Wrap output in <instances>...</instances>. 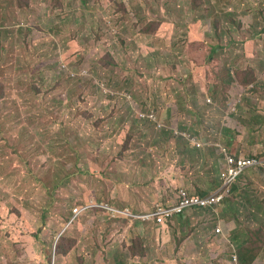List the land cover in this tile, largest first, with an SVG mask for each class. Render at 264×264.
<instances>
[{"label": "rangeland", "instance_id": "rangeland-1", "mask_svg": "<svg viewBox=\"0 0 264 264\" xmlns=\"http://www.w3.org/2000/svg\"><path fill=\"white\" fill-rule=\"evenodd\" d=\"M5 1L0 26L21 19L30 50L19 35L5 52L20 66L0 98V264H239L244 252L264 264V164L227 198L244 206L243 250L231 239L235 221L222 216L227 199L166 228L101 207L73 211L97 203L139 213L180 188L200 193L219 174L206 139L264 160V120L252 132L244 126L251 108L264 114V0H205L197 10L194 0H31L21 9L8 0L13 13ZM221 10L236 21L223 16L218 35L211 15ZM26 56L34 64L24 69ZM45 64L33 81L28 71ZM246 65L257 67L256 81H244ZM180 133L202 147L183 148ZM192 146L198 156L185 152Z\"/></svg>", "mask_w": 264, "mask_h": 264}, {"label": "trees", "instance_id": "trees-1", "mask_svg": "<svg viewBox=\"0 0 264 264\" xmlns=\"http://www.w3.org/2000/svg\"><path fill=\"white\" fill-rule=\"evenodd\" d=\"M157 1L158 0H153V5ZM241 1H243V0H241ZM245 1L246 2H253L251 0H245ZM225 2L228 3L229 0H225ZM256 2H261V1H257L256 0L253 3H256ZM5 3H6V8H8L9 13H13L14 7L11 4V2H9L7 0V1H5ZM204 3H205V0H194L193 9L197 10V9L201 8L204 5ZM13 4H16L17 9H21L24 6H28V5L31 7V0H18V1H15ZM166 4L169 5L168 2H166ZM244 4H246V3H244ZM246 5H248V4H246ZM154 11H157V10L154 9ZM226 15L230 18L231 22L236 21V18L234 16V12L233 11H227L226 12V11L221 10L220 13L215 14V15H211L212 16L211 25L214 24L215 31H216V33L218 35H219L220 21H222V17L226 16ZM8 18H9V16H8ZM8 18L7 17L6 18H2V19H5V21H4V24L6 25L5 28H4V26H0V98H5V99H6V96H7L5 81H7L8 83L11 84L12 81H10V79H9V73H13L14 70H18V68L20 66L17 61H14V65L8 64L7 59L5 58V52L7 50H8V52H14V51H11V50L8 49L9 46H13L15 44V40H12L10 38H16L19 35H21V45H23L22 49H25V47H27L29 45V41L27 40L28 36H27V32H26L28 30V27L25 24L21 23V21H22L21 19L18 20L16 18H13L12 22L7 24ZM201 19L203 21H207V17L206 16H203ZM212 47H213L214 53H217L218 50H216V49L219 47V43L212 44ZM209 58L210 59H214L215 57L210 56ZM236 59H237V57H235V60ZM55 62L56 61H54L52 63L55 64ZM259 63L262 64L261 67H264V60L263 59H260ZM29 64H34V59L33 58H28L26 56L23 59L22 67L25 69V67L27 65H29ZM49 67H51V66L49 65ZM45 68H47L46 64L38 66L37 69L35 67H33L30 71H28V76L32 77V79L34 81L35 75L43 72V70ZM256 68H254L252 66H249V65L245 66V68H244V81H256L257 80L256 75H254V70H256ZM241 70L242 69L235 68L234 69V76H235V73H236V77H237L239 75V73L241 72ZM229 73H231L230 70H229ZM65 75L68 77L67 74H65ZM54 79H57L58 82L60 83L61 81L64 80V74L62 75V74L54 73L52 75V80H54ZM229 83H231V81ZM76 84H79V83H76ZM254 85L258 86V84L253 82V86ZM32 88L34 89V91L32 92L34 94L35 90H36V86H35L34 83L32 84ZM251 111L254 112L252 114L251 118L249 120L244 119V126L246 127V129L249 132L254 131L256 125L262 124V122L264 120V114L255 113V109H253V108H251ZM262 125H264V124H262ZM226 137L230 138L229 135H226ZM204 141L207 142V143H211L212 142V141L207 140V139L204 140ZM216 183H217V180H215V182H213V183H209L210 186L208 188L215 187ZM233 188H234V190L239 189L238 186L237 187L234 186ZM232 191H233V189H232ZM232 191H231V193H232ZM200 193L201 194L203 193L202 190L200 191ZM77 206H82V205H77ZM74 207H76V206H74ZM74 207H73V209H74ZM200 210L203 211V212H210V210H206L205 208H202ZM79 215H77V217ZM222 216L227 217V218H232L235 221L236 227L233 229V232L231 234V239L238 246V248L240 250H243L245 244L243 245L244 239L242 238V235L244 234V231L241 228H243V227L244 228H248L247 226L244 225V206H242L237 199H236V201H233L232 199H229V200H227V204L223 208ZM248 217H249V219L254 220L255 218H257V212L251 211L250 215H248ZM57 251H59V249H57ZM254 257L255 256L252 253L244 252L242 254H239L238 263L239 264H252V262L254 260Z\"/></svg>", "mask_w": 264, "mask_h": 264}, {"label": "built area", "instance_id": "built-area-1", "mask_svg": "<svg viewBox=\"0 0 264 264\" xmlns=\"http://www.w3.org/2000/svg\"><path fill=\"white\" fill-rule=\"evenodd\" d=\"M140 118H149L151 120H157L154 112L145 113L140 111ZM158 123V126H161ZM177 133V131H175ZM185 139L190 140L197 147H201L202 144L195 137H192L188 133H180ZM210 144V143H209ZM218 159L222 166V172L220 174L221 181L215 191L210 192L205 196L197 194H190L185 189H180L178 192V198L176 201L170 203H157L155 207L149 211L142 213H134L129 207L117 208L108 204H102L101 206L109 211L114 216H124L132 219H142L149 221L157 225H163L175 215L180 214L194 207L213 208L218 206L223 198L230 193V187L232 183L237 182L238 179L252 167H256L264 164V160H261L258 156H243L234 153L227 145L220 144L218 148ZM75 214H78V210H75ZM218 234L223 233L221 224L216 227ZM233 260L237 261V256H233Z\"/></svg>", "mask_w": 264, "mask_h": 264}, {"label": "clouds", "instance_id": "clouds-1", "mask_svg": "<svg viewBox=\"0 0 264 264\" xmlns=\"http://www.w3.org/2000/svg\"><path fill=\"white\" fill-rule=\"evenodd\" d=\"M63 71V70H62ZM142 111V110H141ZM139 112L140 111H136V115L138 116L139 115ZM143 112V111H142ZM145 113H149V112H145ZM139 117V116H138ZM140 118V117H139ZM142 119H146V120H148V121H150L151 119H149V118H142ZM137 121H140V120H137ZM185 139V138H184ZM187 140V139H186ZM212 143H215V142H211L210 144L208 143V147H210V145L212 144ZM196 146V145H195ZM202 147V146H201ZM240 155H242V154H240ZM244 156V155H243ZM245 157V156H244ZM218 163L220 164V160L218 159ZM253 168V167H252ZM251 168H249L248 170H250ZM247 170V171H248ZM246 171V172H247ZM245 172V173H246ZM244 173V174H245ZM220 174H221V172H219V174H218V180H217V183H216V185H215V187H212V188H209L208 189V187H206V188H202V189H200L199 190V192L202 190V194L201 193H196V192H191V191H189L187 188H180V189H185V190H187L190 194H197V195H200V196H205V195H207V194H209L210 192H213V191H215L216 190V188L219 186V183L220 182H222L221 181V178H220ZM243 174V175H244ZM242 175V176H243ZM204 183H206V182H204ZM209 183V182H208ZM237 182H234V183H232V185H231V187H230V193L225 197V198H223L222 199V201L220 202V204L218 205V206H215V207H213V208H205V207H194V208H189L188 210H186L185 212H183V213H180V214H177V215H175L172 219H170L169 221H167L165 224H163V225H157V224H155V223H153V224H155V225H157V227H166L167 225H168V223H170L174 218H176L177 216H181V215H184V214H186V212H188V211H199L200 209H202V208H205L206 210H210V211H213V212H217V210H218V208L220 207V206H222L224 203H226V201L228 200L227 198L230 196V194H231V191H232V189H233V187H234V185L236 184ZM236 186V185H235ZM179 189V190H180ZM211 189V190H210ZM179 190H178V192H179ZM178 192H177V197H176V199L174 200V201H176L177 200V198H178ZM227 199V200H226ZM226 200V201H225ZM171 202H173V201H171ZM158 203H164V204H166V203H170V202H158ZM157 203H155L154 205H153V207L152 208H150V209H148V210H146V211H149V210H151V209H153L154 207H155V205H156ZM102 205V204H101ZM101 205H99V204H97V203H90V204H87V205H82V206H76V207H74V209H73V211H74V214H75V210L77 209L78 210V214L77 215H79L82 211H84V210H86V209H88V208H93V207H101V208H103ZM109 205V204H108ZM111 206V205H110ZM126 207H128V206H126ZM122 208H124V207H122ZM130 208V207H129ZM103 209H105V208H103ZM106 210V209H105ZM108 213H109V211L108 210H106ZM134 212V211H133ZM143 212H145V211H143ZM135 213V212H134ZM139 213H142V212H139ZM109 214H111V213H109ZM76 215V216H77ZM114 216V215H113ZM122 217H124V216H122ZM127 218V217H126ZM129 219H132V218H129ZM134 220H140V221H143V222H148V223H152V222H149V221H144V220H142V219H134ZM218 224H221L220 222H218L217 223V225H216V227L218 226ZM216 227H215V233L216 234H218L217 232H216Z\"/></svg>", "mask_w": 264, "mask_h": 264}, {"label": "crops", "instance_id": "crops-1", "mask_svg": "<svg viewBox=\"0 0 264 264\" xmlns=\"http://www.w3.org/2000/svg\"><path fill=\"white\" fill-rule=\"evenodd\" d=\"M236 82H234V81H231V85H233V84H235ZM251 84V83H250ZM262 126H264V125H262ZM166 130L168 131V129L166 128ZM199 138H201V137H199ZM178 139H179V142H178V144L180 143V145L181 146H183V148L185 147V145H187V144H189V142L192 144V145H194L195 146V144L194 143H192L190 140H186V139H184V137L182 136V135H179L178 136ZM262 141H263V143H264V139H262ZM155 142H157V139H156V137H153V140H152V142L151 143H155ZM227 142H230V143H233L234 142V140H233V137H230V139L229 138H227ZM164 143V142H163ZM220 144H222L221 142H215V143H212L211 145H210V147H214L215 149H216V151L218 152V148H219V145ZM161 146V145H160ZM194 146H192V149H188V147L185 149V152H191L192 153V155L193 156H195V154H197V156H198V154L199 153H197V152H199L198 151V149H196ZM163 149H165L163 146H161ZM244 156H256V155H247V154H244ZM259 166H262V165H259ZM264 168V167H263ZM219 172H222V166H221V163L219 164ZM149 182H147L146 184H148ZM207 184H209L208 182H206ZM209 186H210V184H209ZM208 186V187H209ZM209 189V188H208ZM176 197H177V194H176V196H175V198L174 199H171V200H169V201H166V202H171V201H174L175 199H176ZM223 208H224V206L222 207V211H223ZM201 210H199V211H197V212H200ZM185 216V214L184 215H182V216H177V217H179V219L181 220L183 217ZM176 217V218H177ZM175 219V218H174ZM173 219V220H174ZM172 220V221H173ZM171 221V222H172ZM145 223H148V222H145ZM148 224H152V225H155V224H153V223H148ZM169 224V223H168ZM147 226H149V225H147V224H142L141 226H140V230H144ZM155 226H157V225H155ZM168 226V225H167ZM166 226V227H167ZM165 227V228H166ZM221 227H222V229H223V226H222V224H221ZM137 229H138V227H136ZM161 228V227H160ZM138 231H139V229H138ZM223 233H224V229H223Z\"/></svg>", "mask_w": 264, "mask_h": 264}]
</instances>
